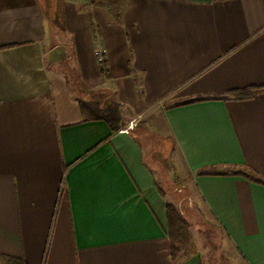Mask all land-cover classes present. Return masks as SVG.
Here are the masks:
<instances>
[{"label": "crops", "instance_id": "obj_1", "mask_svg": "<svg viewBox=\"0 0 264 264\" xmlns=\"http://www.w3.org/2000/svg\"><path fill=\"white\" fill-rule=\"evenodd\" d=\"M249 172L264 176V0H0V256L207 264L172 253L175 176L231 264H264V186Z\"/></svg>", "mask_w": 264, "mask_h": 264}, {"label": "rangeland", "instance_id": "obj_2", "mask_svg": "<svg viewBox=\"0 0 264 264\" xmlns=\"http://www.w3.org/2000/svg\"><path fill=\"white\" fill-rule=\"evenodd\" d=\"M55 37V46L59 47L64 52L66 57H70L72 54V49L74 48L73 38L69 35H65L62 31H59L54 35ZM68 66L70 61L67 59L65 62ZM122 112L117 110V112ZM111 112V110H110ZM111 114H113L111 112ZM138 116H129V123L133 129H145L146 124L144 121L139 119ZM162 145L163 140L149 141L146 140L145 145L146 149H154L155 154L162 156V159L165 160V155L168 153L167 146L160 147L159 143ZM163 150L162 152H159ZM153 152V151H152ZM148 162L151 165H155L153 153H148ZM165 167V164H162ZM167 169V168H166ZM168 185L171 186L170 181ZM167 191L172 193L174 205L179 209L183 218L189 224V242L186 247L182 248L180 254H189L192 252H201L207 264H231L232 257L231 251H228L227 246H225L224 238L217 229V225L209 216L207 210L205 209L203 202L195 194L194 190L187 185V183L180 181L174 176V188L168 187ZM227 245V244H226ZM233 260V259H232Z\"/></svg>", "mask_w": 264, "mask_h": 264}, {"label": "trees", "instance_id": "obj_3", "mask_svg": "<svg viewBox=\"0 0 264 264\" xmlns=\"http://www.w3.org/2000/svg\"><path fill=\"white\" fill-rule=\"evenodd\" d=\"M100 66L102 67V72L105 76H109L107 63L103 59L100 62ZM254 97V89L247 90H239L230 92L225 98H218L219 100H237V101H245L251 100ZM208 99L201 98L194 102L206 101ZM191 102V103H194ZM245 176L250 178L252 181L264 186V176H260L255 172L245 173ZM168 235L172 245V253L174 256L180 254L183 247H186L189 242V224L183 218L179 209L173 205L168 204ZM0 261L2 264H26L21 259H16L8 256H0Z\"/></svg>", "mask_w": 264, "mask_h": 264}, {"label": "built area", "instance_id": "obj_4", "mask_svg": "<svg viewBox=\"0 0 264 264\" xmlns=\"http://www.w3.org/2000/svg\"><path fill=\"white\" fill-rule=\"evenodd\" d=\"M97 54H98V56H100V58H99L100 60L99 61L101 62L104 58L101 56L100 52H98Z\"/></svg>", "mask_w": 264, "mask_h": 264}]
</instances>
